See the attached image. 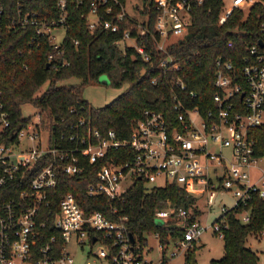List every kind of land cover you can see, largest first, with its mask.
Wrapping results in <instances>:
<instances>
[{"label":"built area","instance_id":"built-area-1","mask_svg":"<svg viewBox=\"0 0 264 264\" xmlns=\"http://www.w3.org/2000/svg\"><path fill=\"white\" fill-rule=\"evenodd\" d=\"M13 1L14 12L7 15V0H0V45L4 25L15 30L32 25L30 47L46 40L59 52L69 5L84 3V0H54L50 4L54 11L40 13L25 8L27 0ZM195 1L201 0H149L155 11L152 34L159 49L165 50L172 37L188 30ZM254 2L264 4V0H222L219 22H224L235 7L247 10ZM86 5L84 15L89 28L117 30L119 21L128 14L125 0H87ZM261 26L264 28V21ZM144 31L145 26L140 23L139 32ZM119 40L132 42L148 57L143 44L136 43L129 28L122 29ZM262 47V37L248 43L238 70L231 60L216 58L214 108L202 113L197 104L187 106L177 99L175 123L168 127L162 111L145 107L126 138H119L113 128L104 132L94 128L91 133L94 140L83 134H69L54 141L48 129L41 125L38 111L11 134L6 129L8 110L0 98V187L10 184L13 190V195L0 206V264H77L74 251L68 246L70 240L82 249L89 244L86 259L79 264H172L171 259L185 255L206 227L223 236L225 221L208 222L205 218L201 222L199 217L188 221L185 206L169 204L156 209L155 217L164 220L177 217L174 225L181 232L170 235L163 243L158 231H152L159 251L156 257H149L136 235L130 241L124 216L114 218L97 208L85 211L72 190L56 192L55 186L60 172L79 175L87 163L98 161L94 179L86 186L89 194L118 197L135 179H141L150 184L176 180L188 192L203 195L206 210L218 191L229 188H232L233 204L221 203V212L245 203L250 190L264 198V166L258 164L264 153L252 152L253 138L248 135L250 127L264 122ZM52 57L53 53H48L47 60ZM162 64L166 68L177 66L171 63L170 55L162 59ZM178 82L181 88L185 86ZM115 156L122 158L116 160ZM253 166L258 168L256 177L251 175ZM158 178L163 182L157 183ZM116 210L112 207L111 214ZM239 217L246 221L248 211L241 210Z\"/></svg>","mask_w":264,"mask_h":264},{"label":"trees","instance_id":"trees-1","mask_svg":"<svg viewBox=\"0 0 264 264\" xmlns=\"http://www.w3.org/2000/svg\"><path fill=\"white\" fill-rule=\"evenodd\" d=\"M86 1L69 5L61 52L52 49L46 40L30 47L32 25L16 30L4 25L0 45V98L8 110L6 129L11 134L30 118L21 113L20 103L25 100L37 105L40 123L54 141L69 134H83L94 140L91 136L94 128L99 132L113 128L119 138H126L145 107L162 111L170 127L175 123L177 99L187 106L197 104L202 113L216 106L213 80L218 56L231 60L238 70L245 46L259 37L264 39L261 26L264 4L260 2H254L247 10L235 7L224 22H219L222 0L195 1L190 10L188 30L181 36L172 37L162 50L157 47L152 34L155 11L149 6V0L143 1L145 19L127 14L119 21L117 30L89 28L84 15ZM52 2L54 0H27L25 8L50 13L54 11L50 6ZM5 11L7 15L14 12L13 0H7ZM140 23L145 26L143 33L139 32ZM124 27L129 28L136 43L143 44L147 58L132 42L119 40ZM50 52L53 53L52 60H47ZM166 55L171 56V63L177 64L176 67L166 68L162 64ZM101 74L106 75V82L113 86L126 85L110 101L94 105L84 97L82 88L98 80ZM73 77L77 80H71ZM178 80L185 84L183 88ZM45 81L48 85L39 89ZM236 98L240 100L238 96ZM248 135L253 138L252 152L263 154L264 122L250 127ZM121 158L115 156L116 160ZM97 165L98 161L87 163L79 175L60 172L55 191L72 190L85 211L97 208L114 218L124 216L122 219L128 230L137 236L141 247L147 242L145 234L152 231H158L163 243L170 235L181 232L174 225L175 216L157 223L156 209L169 204L185 206L188 221L196 220L202 213L196 196L176 180L150 184L135 179L114 198L105 193L89 194L86 186L94 179L93 171ZM11 195L10 184L1 186L0 206ZM112 207L117 209L115 214H111ZM241 210L248 211L246 221L239 217ZM215 220L227 223L222 227L223 251L220 257L212 258L206 264H258L259 254L247 245L246 238L248 234L264 229V198L250 190L245 203L220 212ZM192 247L186 251L182 264H199Z\"/></svg>","mask_w":264,"mask_h":264},{"label":"rangeland","instance_id":"rangeland-1","mask_svg":"<svg viewBox=\"0 0 264 264\" xmlns=\"http://www.w3.org/2000/svg\"><path fill=\"white\" fill-rule=\"evenodd\" d=\"M144 0H125V8L129 15L135 17L136 19L143 20L146 18V12L142 10ZM228 2V0H225ZM71 80H77L73 77ZM106 75L101 74L98 80L91 81L85 84L82 88V93L92 104L101 105L110 101L114 96H116L126 85L125 83L119 87L113 86L106 82ZM48 85L45 81L39 89H42ZM21 113L23 116L33 117L34 113L38 111L37 105L30 100H25L20 103ZM45 138L46 134L44 133ZM228 151V148H225ZM258 164L264 166V159L258 160ZM157 183L163 182L162 178L156 180ZM234 196L232 194V188L224 190V192H217L214 201L211 203L210 216L208 217V222H212L220 214L219 205L225 203L227 206L233 204ZM205 205L206 203L204 196L200 199L199 204ZM204 213L200 214L199 219L201 222H205ZM147 242L143 244L142 250L149 257H156L159 248L157 245V239L154 234L150 233L146 235ZM246 243L251 248L255 249L259 254V261L264 262V230L259 232H253L247 235ZM223 239L218 233H216L210 226L206 227L199 235L198 238L193 240V251L196 262L199 264H206L212 258H218L221 256L223 251ZM68 246L74 251L75 262L77 264L85 261L84 258L86 250L89 244H85L84 248H80L79 244L75 241L70 240ZM184 260V255L180 254L171 259L172 264H182Z\"/></svg>","mask_w":264,"mask_h":264},{"label":"crops","instance_id":"crops-1","mask_svg":"<svg viewBox=\"0 0 264 264\" xmlns=\"http://www.w3.org/2000/svg\"><path fill=\"white\" fill-rule=\"evenodd\" d=\"M258 173V168L256 167V166H253V167H251V175H252V177H256V174ZM195 196H196V198H197V203H198V205L202 208V213H204L205 215H204V217L205 218H207L208 219V217L210 216V210H211V206H210V208H209V210H205L204 209V206L205 205H201V203L199 204V202H200V199L203 197V195H201V194H194ZM219 208V207H218ZM219 210H220V208H219ZM208 212V213H207ZM201 213V214H202ZM206 213H207V215H206Z\"/></svg>","mask_w":264,"mask_h":264},{"label":"water","instance_id":"water-1","mask_svg":"<svg viewBox=\"0 0 264 264\" xmlns=\"http://www.w3.org/2000/svg\"><path fill=\"white\" fill-rule=\"evenodd\" d=\"M258 41H259L260 44H263V40L262 39H259ZM47 65H48V63H47ZM106 80H107V78H106ZM163 221H164L163 218L156 217V222L157 223H161ZM129 237H130V241L133 242L134 241V234L131 231H129Z\"/></svg>","mask_w":264,"mask_h":264}]
</instances>
